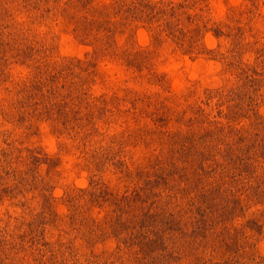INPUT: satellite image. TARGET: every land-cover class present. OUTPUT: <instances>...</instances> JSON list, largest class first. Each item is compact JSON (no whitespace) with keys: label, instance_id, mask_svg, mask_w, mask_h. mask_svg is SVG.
<instances>
[{"label":"rangeland","instance_id":"rangeland-1","mask_svg":"<svg viewBox=\"0 0 264 264\" xmlns=\"http://www.w3.org/2000/svg\"><path fill=\"white\" fill-rule=\"evenodd\" d=\"M0 264H264V0H0Z\"/></svg>","mask_w":264,"mask_h":264},{"label":"trees","instance_id":"trees-1","mask_svg":"<svg viewBox=\"0 0 264 264\" xmlns=\"http://www.w3.org/2000/svg\"><path fill=\"white\" fill-rule=\"evenodd\" d=\"M166 12H172V14L176 13V7L170 6L169 8L166 7Z\"/></svg>","mask_w":264,"mask_h":264}]
</instances>
